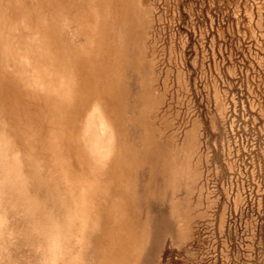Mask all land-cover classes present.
<instances>
[{"label": "rangeland", "instance_id": "1", "mask_svg": "<svg viewBox=\"0 0 264 264\" xmlns=\"http://www.w3.org/2000/svg\"><path fill=\"white\" fill-rule=\"evenodd\" d=\"M0 264H264V0H0Z\"/></svg>", "mask_w": 264, "mask_h": 264}]
</instances>
